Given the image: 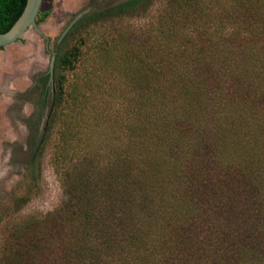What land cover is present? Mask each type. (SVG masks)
Wrapping results in <instances>:
<instances>
[{
    "label": "trees",
    "instance_id": "16d2710c",
    "mask_svg": "<svg viewBox=\"0 0 264 264\" xmlns=\"http://www.w3.org/2000/svg\"><path fill=\"white\" fill-rule=\"evenodd\" d=\"M154 2L98 7L66 36L28 166L59 124L65 199L4 231L0 264H264V0H164L137 40L97 32ZM26 3L0 0V32ZM85 46L106 73L86 104L69 77Z\"/></svg>",
    "mask_w": 264,
    "mask_h": 264
},
{
    "label": "rangeland",
    "instance_id": "374dc122",
    "mask_svg": "<svg viewBox=\"0 0 264 264\" xmlns=\"http://www.w3.org/2000/svg\"><path fill=\"white\" fill-rule=\"evenodd\" d=\"M119 1L122 0H43L40 14L47 12L48 16L38 24V29L30 28L12 47L0 51V251L5 242L4 231L8 232L13 224L29 218L46 216L60 207L65 199L63 183L53 166L59 141V124L52 141L39 158L37 167L29 169L25 122L14 114L25 103L21 106L15 104V92L25 90L35 68L48 70L51 54L45 52L46 39L43 35L50 40V50L59 49L61 54L72 43L71 39L64 41L66 37L62 38V34L76 14L92 5L96 8ZM163 4L164 0H155L146 13L125 17L111 26L96 30L99 34L105 33V36L126 32L128 37L137 40L141 30L154 20ZM116 53L112 54L117 56ZM82 56L81 62L69 77L71 83L84 94L86 104L88 73L95 72L103 78H106V73L102 69H94L95 58L89 55L86 57V46ZM99 78L94 79L96 85L105 87L109 84ZM24 109L27 115L30 106L26 105Z\"/></svg>",
    "mask_w": 264,
    "mask_h": 264
},
{
    "label": "flooded vegetation",
    "instance_id": "af4514ba",
    "mask_svg": "<svg viewBox=\"0 0 264 264\" xmlns=\"http://www.w3.org/2000/svg\"><path fill=\"white\" fill-rule=\"evenodd\" d=\"M38 24L39 23L37 22V25ZM43 37L46 39L45 52L47 54H51L50 65L48 67V70L43 71L40 69L37 70L35 68L30 77V82L25 88V90L23 92H15V104L21 106L22 103H25L24 106L22 105L20 111L14 112V114L19 120H23L25 122L24 129L27 137L25 146L28 150V166L31 162L34 161L39 151L43 135L48 126V122L51 118L54 109L56 98L55 75L57 69L59 49L55 51L50 50L49 38L44 35ZM26 105L30 106V112L27 115L24 114V108Z\"/></svg>",
    "mask_w": 264,
    "mask_h": 264
},
{
    "label": "water",
    "instance_id": "95a60500",
    "mask_svg": "<svg viewBox=\"0 0 264 264\" xmlns=\"http://www.w3.org/2000/svg\"><path fill=\"white\" fill-rule=\"evenodd\" d=\"M42 1L43 0H27L24 11L14 25L8 31L0 32V51L12 47L30 28L34 27L38 29L37 17L41 11ZM94 8L95 5H92L76 14L63 32L62 38L70 32L80 19L93 11Z\"/></svg>",
    "mask_w": 264,
    "mask_h": 264
}]
</instances>
